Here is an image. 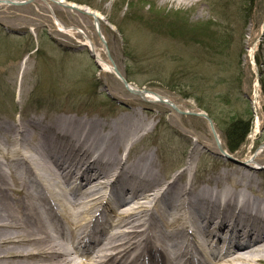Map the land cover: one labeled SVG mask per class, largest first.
<instances>
[{"label":"bare ground","instance_id":"1","mask_svg":"<svg viewBox=\"0 0 264 264\" xmlns=\"http://www.w3.org/2000/svg\"><path fill=\"white\" fill-rule=\"evenodd\" d=\"M72 4L96 23L105 18ZM54 21L58 30L82 34ZM79 42L102 71L113 72L104 43L87 35ZM128 90L145 100L165 98L148 88ZM147 127L135 109L110 120L60 114L1 124L0 264H264V190L251 174L256 159L246 156L235 173L200 183L187 167L167 177L151 150L124 157Z\"/></svg>","mask_w":264,"mask_h":264},{"label":"rangeland","instance_id":"2","mask_svg":"<svg viewBox=\"0 0 264 264\" xmlns=\"http://www.w3.org/2000/svg\"><path fill=\"white\" fill-rule=\"evenodd\" d=\"M67 1L104 15L100 25L108 48L131 85L158 91L185 111L208 113L194 98L202 93L204 106L216 109L220 145L208 119L178 112L160 100H145L115 73L102 71L80 44L83 34L69 35L54 21L81 28L102 47L93 16L46 0L0 4V126L60 114L110 120L135 109L148 127L134 138L132 148L128 145L124 157L129 151L134 156L151 150L160 174L170 177L187 167L200 183L220 171L235 173L238 161L249 156L256 159L251 174L264 190V169L258 168L264 167V0ZM213 37L220 38L214 43ZM222 76L234 86L230 104L216 95L225 86ZM236 110H251L260 124L232 161L221 150L226 145L221 128ZM194 147L198 153L189 160ZM107 217L114 219L113 214Z\"/></svg>","mask_w":264,"mask_h":264},{"label":"trees","instance_id":"3","mask_svg":"<svg viewBox=\"0 0 264 264\" xmlns=\"http://www.w3.org/2000/svg\"><path fill=\"white\" fill-rule=\"evenodd\" d=\"M126 4V3H125ZM130 4V3H128ZM220 37L212 39V41L215 43L216 40H218ZM196 42H200L197 40ZM202 42V41H201ZM223 43V41H222ZM259 53V52H258ZM260 54H257L256 61L260 64ZM220 79H223L220 83H224L225 86L220 87V89L217 88L218 94L217 97H219L225 104H230L232 99V96H234L232 89L234 86L232 85V82L225 83V80L222 77ZM227 80V79H226ZM236 83V81H234ZM261 83L264 87V80H261ZM189 95H194L189 94ZM188 95V96H189ZM203 94L199 93L198 95H195L194 98H196V101L199 103V106L204 107L206 111L208 112L209 116L212 117L216 121V109L209 106H204L203 100L201 98ZM237 100H241V96L237 98ZM237 111V110H236ZM233 112L229 118H225L224 124L222 126V137L225 139L226 143V149H228L229 152L234 153V151L239 150V148L244 144V142L247 140V136L249 132L252 129L253 124V112L251 110H248L246 114H241L240 112Z\"/></svg>","mask_w":264,"mask_h":264},{"label":"water","instance_id":"4","mask_svg":"<svg viewBox=\"0 0 264 264\" xmlns=\"http://www.w3.org/2000/svg\"><path fill=\"white\" fill-rule=\"evenodd\" d=\"M6 2H9V3H11V4H26V3H28V2H33V0H5ZM4 1V2H5ZM67 7L68 6H70V7H73V8H77V7H75V6H73V5H71V4H68V5H66ZM101 37H102V35H101ZM102 40H104V38L102 37ZM104 42H105V40H104ZM110 57V59H111V56H109ZM112 60V59H111ZM114 70L120 75V77L122 78V80L125 82V84H126V86H129V83H128V81H126V79H124L123 77H122V75H121V73H120V70H118L117 69V67L115 66L114 67ZM173 105V107L176 109V110H180V109H178L177 107H176V105L175 104H172ZM191 113H193V114H195V115H197V116H203V117H205V118H207V119H209V122H210V125H211V129H213L214 130V134H215V136H216V139H217V132H216V129H215V125H214V120H213V118H209V116H208V114L206 113V112H204V111H200V112H191ZM218 140V144H220V141H219V139H217ZM230 159H232L231 157H229Z\"/></svg>","mask_w":264,"mask_h":264}]
</instances>
